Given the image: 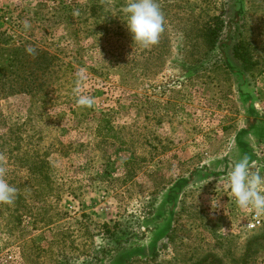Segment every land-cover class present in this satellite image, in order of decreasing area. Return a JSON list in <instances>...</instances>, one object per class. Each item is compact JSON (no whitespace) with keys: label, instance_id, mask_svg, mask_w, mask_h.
<instances>
[{"label":"rangeland","instance_id":"374dc122","mask_svg":"<svg viewBox=\"0 0 264 264\" xmlns=\"http://www.w3.org/2000/svg\"><path fill=\"white\" fill-rule=\"evenodd\" d=\"M156 2L164 30L145 48L129 0H0V48L35 82L0 96L17 189L0 264H264V229L228 188L264 152V0Z\"/></svg>","mask_w":264,"mask_h":264},{"label":"clouds","instance_id":"9594fccd","mask_svg":"<svg viewBox=\"0 0 264 264\" xmlns=\"http://www.w3.org/2000/svg\"><path fill=\"white\" fill-rule=\"evenodd\" d=\"M126 27L134 42L147 48L158 43L164 30V15L156 0H129L124 8ZM31 25L24 23V28ZM31 55L36 54L34 47L26 49ZM81 79L83 75L78 74ZM76 103L81 107L90 108L94 98L80 93L79 87L74 89ZM6 169L0 166V204L14 203L17 189L4 178ZM228 188L240 209H251L256 214H264V173L253 172L247 156L234 163L228 173Z\"/></svg>","mask_w":264,"mask_h":264},{"label":"trees","instance_id":"16d2710c","mask_svg":"<svg viewBox=\"0 0 264 264\" xmlns=\"http://www.w3.org/2000/svg\"><path fill=\"white\" fill-rule=\"evenodd\" d=\"M222 23V22H221ZM19 50H9L8 48L1 47L0 48V96H10L17 93H23L24 91L33 90L35 87V82L32 78L26 77V79L18 80L15 77V72L17 71L15 66L12 64L14 61H11V58L14 56L16 52ZM8 53L9 59H4L2 54ZM24 63L18 62L16 65H23ZM29 66V65H28ZM21 71V70H19ZM34 71V70H33ZM29 83L27 86L26 84ZM215 257V256H213ZM217 258V257H216ZM246 259H243L242 262H245ZM201 262H196L192 264H202Z\"/></svg>","mask_w":264,"mask_h":264},{"label":"built area","instance_id":"2783aa9c","mask_svg":"<svg viewBox=\"0 0 264 264\" xmlns=\"http://www.w3.org/2000/svg\"><path fill=\"white\" fill-rule=\"evenodd\" d=\"M67 1L72 2L73 0H67ZM258 79L260 80V82H262L261 85L258 86V91H257L259 94L258 96L259 97L262 96L264 98V73ZM261 100L263 99L261 98ZM255 165L259 168V170H261L262 173H264V152L259 153V162L254 164V166ZM243 210L245 211L247 217L244 225L248 231L253 232L264 229V214H256L251 209H243Z\"/></svg>","mask_w":264,"mask_h":264},{"label":"crops","instance_id":"0c3cea01","mask_svg":"<svg viewBox=\"0 0 264 264\" xmlns=\"http://www.w3.org/2000/svg\"><path fill=\"white\" fill-rule=\"evenodd\" d=\"M259 160V159H258ZM251 170L253 171V172H256V171H261V170H259V168L255 165H253L252 166V168H251Z\"/></svg>","mask_w":264,"mask_h":264}]
</instances>
